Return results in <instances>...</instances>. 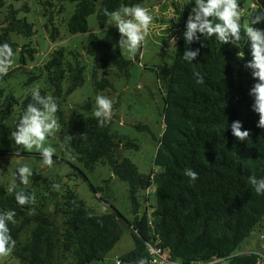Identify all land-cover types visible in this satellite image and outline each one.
Segmentation results:
<instances>
[{"label":"trees","instance_id":"trees-1","mask_svg":"<svg viewBox=\"0 0 264 264\" xmlns=\"http://www.w3.org/2000/svg\"><path fill=\"white\" fill-rule=\"evenodd\" d=\"M49 1L43 5L50 7ZM70 1L75 2V8L65 23L66 31L76 35L87 31L90 15H95L102 29L110 19L104 15V9L114 11L122 6L142 5L148 0ZM253 1L256 8L246 9L245 0H239L243 12L240 41L222 44L215 36L206 40L201 36L200 41L187 44L183 33L194 6V0L188 1L189 10L179 18L174 59L163 97V131L157 139L153 158L158 171L147 175L140 174L129 159H118L116 152L120 143L111 133L110 122L99 124L90 101L72 110V122L66 120L62 103L84 82L81 54L55 49L40 68L47 86L46 90H39L43 96L49 93L58 105V140L66 144L70 157L89 171L97 162L105 163L113 176L128 187L132 220L125 223L133 248L120 256L126 264H151L147 244L155 239L159 247L167 251L170 262L220 264L213 261L221 260L228 264H256L258 261L254 253L235 252L264 218V193L257 194L249 183L250 176L264 179V129L257 127L259 115L253 111L254 98L249 95L256 81L252 70L245 67L252 56L243 27L255 15L264 14V0ZM19 12H28V7L22 6L17 11L9 6L5 32L31 37L33 26L24 18H17ZM48 16L49 23H53L51 13ZM254 27L264 29V22ZM57 35L58 30L52 24L49 38L54 42ZM5 42L16 50V42L1 36L0 44ZM186 48L200 49L195 61L190 63L183 59ZM80 49L94 60L92 85L95 92L112 89L107 77L97 78L99 70L104 71L105 76L106 71L113 69L116 75L128 77L132 61L124 59L108 42L88 38ZM34 51L24 46L20 51L21 62H24V53L32 57ZM241 51L243 59L237 56ZM138 55L139 52L134 59ZM197 72L203 83H197L194 75ZM33 79L36 77L29 81ZM0 102V128L10 133L16 130V124L32 102L31 91L18 101L0 90ZM15 107L16 124L12 128L5 127L4 120ZM233 121H240L242 130L250 131L249 140L239 141L232 135ZM137 128L148 130L146 126ZM125 147L137 149L131 141ZM185 169L198 173V178L192 180L186 176ZM30 177L31 187L16 188V191L23 190L35 199L38 195L46 197L38 204L21 206L15 192L0 188V213L15 212V223L7 224L16 241L11 254L18 264H61L66 256L71 258L72 264L102 261L121 238L122 217L116 211L95 213L68 187L34 172ZM53 185L59 188L54 189ZM34 187L41 190L37 195L33 193ZM148 189L153 190L149 195L146 194ZM150 195L154 198L151 207ZM47 198L52 203L50 212L43 203ZM142 205L144 211L139 214ZM148 222L152 223L153 230ZM29 227L28 240L22 243L21 234Z\"/></svg>","mask_w":264,"mask_h":264},{"label":"rangeland","instance_id":"rangeland-1","mask_svg":"<svg viewBox=\"0 0 264 264\" xmlns=\"http://www.w3.org/2000/svg\"><path fill=\"white\" fill-rule=\"evenodd\" d=\"M46 0H0V37L5 36L17 43L13 56V66L6 76L0 78V90L4 95H12L18 101L22 100L27 91L34 87L46 90L45 75L40 71L42 64L48 59L49 54L59 48L75 51L81 54V62L84 66V82L82 86L66 96L62 103V110L66 120L72 122V110L78 108L86 101H90L93 113L96 109V96L104 95L113 101V115L110 122L111 133L119 141L120 147L116 155L118 159L127 158L136 167L140 174L147 175L151 171H158L153 165V158L157 147V139L163 131L164 92L169 78L171 65L174 59L175 45L170 44L172 37L179 34L180 15L189 10V0H148L141 6L149 9L154 17L149 28V35L143 42L139 55L134 59L127 49H120L118 41L120 34L113 25H107L100 29L95 15L87 17L88 29L83 34L70 35L66 31V21L71 17L75 8V2L70 0H50L51 6L43 5ZM253 0H245V8H250ZM9 6L19 10L22 6L28 7V12H19L17 18L25 19L32 24L34 34L31 37H19L16 34L6 33L8 24L6 17ZM177 9L179 12H177ZM47 10V13H45ZM48 11L51 13L52 22L48 21ZM58 30L56 40L49 38L51 25ZM88 38H98L111 44L120 51L122 57L132 61L128 77L116 75L115 70L97 71V78L107 77L112 84V89L95 92L92 85V73L94 60L84 55L80 49L82 42ZM24 46L34 49L32 57L24 53V62H21V50ZM36 77L31 81L30 78ZM66 84L64 83V88ZM49 96L50 94L47 93ZM1 103V102H0ZM17 121V108L4 120L5 127L12 128ZM146 126L148 130L137 128ZM13 132V131H12ZM0 128V188L8 190L15 181L17 189L31 187L29 183L23 185L17 179L16 172L20 166L26 165L32 173H37L41 178H47L54 183L72 190L78 199L82 200L95 213H107L116 211L121 217L119 227L121 238L118 243L106 254L104 259L93 264H126L120 260V256L133 248L130 230L126 222L132 220L130 203L128 199L127 185L116 179L109 167L102 162H97L92 170H87L82 163L72 159L66 151V144L58 140V131L49 136L45 147H52L54 151L53 165L43 164V157L36 148L25 149L15 144L11 133ZM131 141L134 147H125ZM21 156H16V151ZM53 190V189H52ZM93 190H96L94 193ZM41 190L33 188L37 195ZM143 195V193H142ZM45 196L46 193H45ZM46 198L38 195L35 204L40 199ZM44 207L48 212L52 210L51 199H44ZM149 207L154 204L152 195L148 197ZM144 211L141 206L140 213ZM30 227L24 229L21 234V242L28 240ZM239 253H262L264 254V218L253 229L251 234L244 239L236 251ZM57 264V262H55ZM0 264H18L10 253L0 257ZM54 264V262H53ZM61 264H72L68 256L61 259ZM168 264V263H167ZM220 264H228L220 261Z\"/></svg>","mask_w":264,"mask_h":264},{"label":"clouds","instance_id":"clouds-1","mask_svg":"<svg viewBox=\"0 0 264 264\" xmlns=\"http://www.w3.org/2000/svg\"><path fill=\"white\" fill-rule=\"evenodd\" d=\"M104 15L110 18L107 25H113L118 29L120 39L118 47L127 49L133 58L140 52L143 42L149 35V28L154 17L149 9L141 5L122 6L121 8L109 11L104 9ZM242 9L239 0H194V6L188 16L183 38L187 44L200 41L201 36L206 40L213 36L222 43L227 44L240 41L242 31ZM264 22V14H257L251 19L243 32L250 45L252 59L245 67L252 70L251 75L256 81L249 91L254 98L253 111L259 115L257 127L264 129V29L254 25ZM176 38L172 37L170 44L175 45ZM200 49H187L183 53V59L188 62L195 61ZM14 52L8 43L0 44V78L6 76L13 66ZM238 58L243 59L244 53L238 52ZM197 83H203L199 73H194ZM32 102L29 103L22 117L16 124V130L11 133V138L18 146L25 149L36 148L43 157V164L51 167L54 163V149L45 147L44 142L60 129L56 113L58 105L52 96H43L39 87L31 90ZM99 124L103 126L110 121L113 115V101L104 95L96 96V109L93 113ZM232 135L239 141L250 139V131L242 130L240 121H233L230 125ZM16 156H21L17 150ZM32 170L26 165L17 169L16 176L23 185L29 183ZM185 175L192 180L198 178V173L192 169H185ZM249 183L254 187L257 194L264 193V179L249 177ZM15 181L8 188L9 192H15V199L21 206L35 203V196L26 194L25 191H16ZM58 189L59 185H53ZM34 211V210H33ZM15 212L9 210L0 213V257L8 256L15 247L16 241L10 235L7 222L14 221ZM248 254V253H240Z\"/></svg>","mask_w":264,"mask_h":264},{"label":"built area","instance_id":"built-area-1","mask_svg":"<svg viewBox=\"0 0 264 264\" xmlns=\"http://www.w3.org/2000/svg\"><path fill=\"white\" fill-rule=\"evenodd\" d=\"M250 8L254 9L256 8L255 2L250 4ZM152 189L146 190V194L152 193ZM149 227L153 230V225L151 222H148ZM159 241L155 239L154 241H151L147 244L148 253L151 256V264H180L179 262H170L168 259V253L167 251L159 247ZM259 258L256 264H264V254L262 253H255ZM221 260H215V262H220ZM118 264V262H117Z\"/></svg>","mask_w":264,"mask_h":264}]
</instances>
